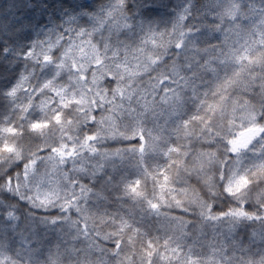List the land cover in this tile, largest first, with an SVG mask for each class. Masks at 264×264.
Wrapping results in <instances>:
<instances>
[{
	"label": "snow or ice",
	"instance_id": "6c2138e0",
	"mask_svg": "<svg viewBox=\"0 0 264 264\" xmlns=\"http://www.w3.org/2000/svg\"><path fill=\"white\" fill-rule=\"evenodd\" d=\"M40 7L0 0V264H264V0Z\"/></svg>",
	"mask_w": 264,
	"mask_h": 264
},
{
	"label": "trees",
	"instance_id": "16d2710c",
	"mask_svg": "<svg viewBox=\"0 0 264 264\" xmlns=\"http://www.w3.org/2000/svg\"><path fill=\"white\" fill-rule=\"evenodd\" d=\"M38 2L41 4V7L40 8H37L36 11H35V13H34L35 20L37 22H41L42 21V22H45V23L53 15L58 16L60 14V12L62 11L63 7H66L69 4V0H38ZM44 5H47V8H44L43 7ZM149 126H151V125H149ZM25 143H27V141H25ZM126 144H127V142H125V145ZM125 145H115V146H125ZM195 147L196 148H200V147L207 148V145H203L202 146V145L197 144V145H195ZM146 163L147 164H150L152 166H155V164H157V163L162 164L163 163V160L160 159V158H146ZM133 171L134 170H129V175L130 176H134V175H132V172ZM188 183L191 184V185L196 186L197 188L201 187L200 185H197L196 184V181H195L194 178L193 179H190L188 181ZM184 185L185 184L181 180V183L179 181H177L173 185V187H175V188L178 189V188H181ZM151 187H152V181L149 179V181H148V188H149V190H151ZM115 207H116L115 204L110 205L109 206V210L110 211H113V210H115ZM128 207H129L128 205H125V208L123 209V211H125V212L128 211ZM171 214H173V215H181L182 213L179 214L178 212H176V213L171 212ZM188 218H191V217H188Z\"/></svg>",
	"mask_w": 264,
	"mask_h": 264
},
{
	"label": "rangeland",
	"instance_id": "374dc122",
	"mask_svg": "<svg viewBox=\"0 0 264 264\" xmlns=\"http://www.w3.org/2000/svg\"><path fill=\"white\" fill-rule=\"evenodd\" d=\"M213 42L215 43V41H213ZM130 178L135 179L136 177L135 176H130ZM179 182L181 183V180ZM184 186H182V187H184ZM165 210L168 211V209H165ZM171 212H173V213L178 212L180 214L181 213V210H179V209H172Z\"/></svg>",
	"mask_w": 264,
	"mask_h": 264
},
{
	"label": "clouds",
	"instance_id": "9594fccd",
	"mask_svg": "<svg viewBox=\"0 0 264 264\" xmlns=\"http://www.w3.org/2000/svg\"><path fill=\"white\" fill-rule=\"evenodd\" d=\"M76 0H69V4H74Z\"/></svg>",
	"mask_w": 264,
	"mask_h": 264
}]
</instances>
